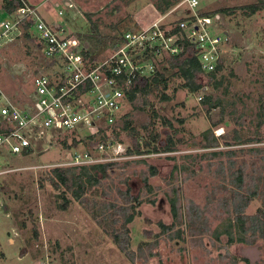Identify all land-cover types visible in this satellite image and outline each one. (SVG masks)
Returning <instances> with one entry per match:
<instances>
[{
  "label": "rangeland",
  "instance_id": "rangeland-1",
  "mask_svg": "<svg viewBox=\"0 0 264 264\" xmlns=\"http://www.w3.org/2000/svg\"><path fill=\"white\" fill-rule=\"evenodd\" d=\"M55 1L39 8L44 19L61 23L96 58L132 30L142 11L164 5L162 0H70L74 6L67 7ZM169 1L178 5L183 0ZM3 4L0 0V21L10 19ZM207 5L200 12L219 16L212 32L226 41L217 75L222 84L215 87L201 73L196 80L202 88L190 92L182 87L178 70L159 67L167 88L161 84L138 95L131 106L124 105L114 139L124 153L108 149L95 154L101 164L113 165L81 200L67 191L65 204V188L51 182L53 169L76 167L63 165L68 161L64 155L89 149L74 135L59 134L50 148L32 155L0 157V170L9 171L0 176V264H264L259 232L249 237V244L215 237L245 199L251 200L246 215L264 213V0H209ZM251 5L261 9L249 15L243 7ZM45 64L37 40L28 33L10 44L0 42L2 90L24 106L33 76ZM163 94L172 100L164 101ZM207 95L223 105L208 111L201 101ZM212 125L221 144L206 148L202 133ZM154 135L159 152L153 150ZM168 137L175 142L173 152L163 150ZM236 137L242 142H235ZM239 174L244 177L240 187ZM174 200L177 217L172 214ZM138 202L140 214L128 225L125 251L112 234L123 233L124 214ZM161 224L172 229L164 232Z\"/></svg>",
  "mask_w": 264,
  "mask_h": 264
},
{
  "label": "built area",
  "instance_id": "built-area-1",
  "mask_svg": "<svg viewBox=\"0 0 264 264\" xmlns=\"http://www.w3.org/2000/svg\"><path fill=\"white\" fill-rule=\"evenodd\" d=\"M59 1L73 7L68 0ZM207 1L183 0L167 13H159L149 26L126 31L108 54L96 58L63 25L48 23L38 6L20 0L10 19L0 21V42L10 44L28 33L37 40L46 64L33 76L30 99L24 106L0 85V157L47 150L59 134H72L80 144L89 146L64 155L68 160L65 166L101 164L95 154L108 149L115 155L124 153L114 139L120 131L124 105L133 104L128 95L137 85L162 73L159 67L178 70L176 57L182 48L173 29L179 27L193 45L203 73L215 71L226 41L212 32L219 16L200 12L208 6ZM8 172L0 170V176Z\"/></svg>",
  "mask_w": 264,
  "mask_h": 264
},
{
  "label": "trees",
  "instance_id": "trees-1",
  "mask_svg": "<svg viewBox=\"0 0 264 264\" xmlns=\"http://www.w3.org/2000/svg\"><path fill=\"white\" fill-rule=\"evenodd\" d=\"M20 0H3V9L5 12L12 16L17 8L20 5ZM162 4H158L157 9L161 14H165L170 11L177 2H170L169 0H162ZM244 9H248L250 12L249 15H253L257 13L261 8L257 5H251L247 7H243ZM221 12L224 14H232L234 12L233 9H221ZM204 16H209L208 13H202ZM30 24L28 23L25 26V29L29 28ZM172 34H179V44L181 45L182 51L176 57L178 63V73L177 77H180L184 83L182 87L187 88L190 92H197L202 88V85L197 83V76L203 73L201 64L199 61L198 54L192 49V44H190L187 39L185 38L184 32H182L179 27L173 29ZM223 68V59L221 58L218 62V65L214 72L207 74L214 80L215 87H218L222 84V79L219 81L217 80L218 73ZM163 84L164 89L167 88V80L164 79L163 73L158 72L157 75L152 78L151 80H146L144 83L137 85L132 92L128 95V100L130 102H134L138 95H148L153 88H158ZM162 99L164 101L172 100V97L163 94ZM202 103L208 105V111L211 109H215L220 105H223V101L221 99L214 100L212 96L207 95L201 99ZM157 116L156 113H154ZM170 126V124H169ZM154 142L153 150L154 152H159L160 149L157 147L156 142L158 139V135H154L151 137ZM202 141L204 143V147L206 148H215L219 147L221 142L219 138H216L213 133V125L208 130L202 133ZM224 140V138H222ZM235 142L241 143L240 137L235 138ZM77 143V141H76ZM226 145H231L232 142L224 143ZM146 145L149 146L148 143ZM136 149L139 150L140 147L136 146ZM166 152H173L175 150V142L172 137H168L167 144L163 149ZM140 152V151H138ZM112 163L109 164H95L88 166H79L74 168H56L53 169V179L52 183L54 187H62L65 188V191L62 193V198L65 201V204H69V199L66 197V192L71 191L73 197L76 200H81L84 195L90 190L91 188L97 186L100 183L99 174L102 177L108 176V169L112 166ZM151 168V174L155 175L157 172L153 167ZM57 180V181H56ZM237 180L239 181V187L242 186L244 177L243 174H239L237 176ZM145 186L148 187V181L145 179ZM138 198L136 199V202ZM248 199H245L243 203H237L236 207V215L234 219H228L224 228L221 230H217L215 232V237L217 240H220L221 236L226 235L229 244L234 243H242V244H249L251 243L250 238H255L257 232H259L260 236L264 238V213L256 214L252 217L245 214V210L249 205ZM141 202H138L133 208L132 212H128L124 214V223H123V233H119L114 231L112 234L114 240L119 245V247L123 248L125 251L129 245V240L126 237L128 235V225L132 223L137 215H139V211H137L136 206H140ZM62 208H66L63 206ZM172 214L173 217H177V208H176V201H172L171 203ZM163 231L172 229L171 226H166L161 224ZM250 241V242H249Z\"/></svg>",
  "mask_w": 264,
  "mask_h": 264
},
{
  "label": "crops",
  "instance_id": "crops-1",
  "mask_svg": "<svg viewBox=\"0 0 264 264\" xmlns=\"http://www.w3.org/2000/svg\"><path fill=\"white\" fill-rule=\"evenodd\" d=\"M30 3H32L33 5L38 6L39 8H41L43 5L46 6L48 2L53 1V0H29ZM67 2L72 3L70 0H68ZM60 3H62L59 0L55 1V5H60ZM75 3H77V1H75ZM73 4V3H72ZM78 4V3H77ZM74 6V4H73ZM51 8V6H50ZM63 11V10H62ZM160 12H158L152 5H150L148 8H146L144 11L141 12V14L138 16H136L135 19V23L134 26L132 27V29H135L137 27L143 26V27H147L149 26L154 20H157L159 18V14ZM8 15V14H7ZM9 16V15H8ZM49 22V21H48ZM56 23V22H55ZM56 24H61L59 22H57ZM128 31V30H127ZM126 32V31H125ZM124 32V33H125ZM120 38V37H119ZM99 42L97 45H101L103 43V40L98 38ZM86 45V43H85ZM102 46V45H101ZM8 95V94H7ZM9 96V95H8Z\"/></svg>",
  "mask_w": 264,
  "mask_h": 264
}]
</instances>
